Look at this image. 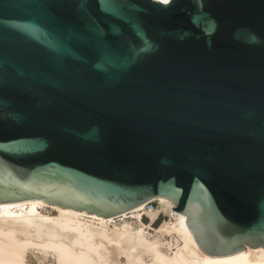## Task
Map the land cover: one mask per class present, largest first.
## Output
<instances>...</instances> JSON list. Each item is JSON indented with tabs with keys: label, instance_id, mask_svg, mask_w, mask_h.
Wrapping results in <instances>:
<instances>
[{
	"label": "water",
	"instance_id": "1",
	"mask_svg": "<svg viewBox=\"0 0 264 264\" xmlns=\"http://www.w3.org/2000/svg\"><path fill=\"white\" fill-rule=\"evenodd\" d=\"M156 197L264 248V0H0V201Z\"/></svg>",
	"mask_w": 264,
	"mask_h": 264
},
{
	"label": "bare ground",
	"instance_id": "2",
	"mask_svg": "<svg viewBox=\"0 0 264 264\" xmlns=\"http://www.w3.org/2000/svg\"><path fill=\"white\" fill-rule=\"evenodd\" d=\"M155 199L170 218L158 227L152 226L156 209L147 213L150 223L141 220L145 203L104 217L43 199L0 201V264H50L47 259L52 264H264V248L221 256L204 253L188 217L173 211L170 200ZM47 207L55 214L43 213ZM29 253L37 262L28 260Z\"/></svg>",
	"mask_w": 264,
	"mask_h": 264
},
{
	"label": "rangeland",
	"instance_id": "3",
	"mask_svg": "<svg viewBox=\"0 0 264 264\" xmlns=\"http://www.w3.org/2000/svg\"><path fill=\"white\" fill-rule=\"evenodd\" d=\"M154 204H155V209L157 210V212L156 213H154V214H152V215H154L156 218H158V217H160V221H161V223L163 222V221H165V220H169L170 218H169V216L166 214V213H163V212H161V210H162V207H161V204L156 200L155 202H154ZM42 212L43 213H50V214H55V211H53L51 208H44V209H42ZM160 212V213H159ZM148 212H146V213H143V215L141 216V220L144 222V223H146V224H148V223H150V218H151V215L150 214H147ZM132 219V220H131ZM127 220H129V221H132V223L134 224V222L136 223V219L135 218H127ZM160 223V224H161ZM152 226L153 227H156L155 226V224H154V222L152 223ZM158 227V226H157ZM30 254V255H29ZM28 254V260H31V261H33V262H37V258H35V256L34 255H32L31 253H29ZM49 261V262H48ZM46 263H50V264H52V260L50 259H47L46 261H45Z\"/></svg>",
	"mask_w": 264,
	"mask_h": 264
},
{
	"label": "built area",
	"instance_id": "4",
	"mask_svg": "<svg viewBox=\"0 0 264 264\" xmlns=\"http://www.w3.org/2000/svg\"><path fill=\"white\" fill-rule=\"evenodd\" d=\"M155 201H156V199L146 202L143 205V208L141 209V211L143 213L154 211L155 210V204H154Z\"/></svg>",
	"mask_w": 264,
	"mask_h": 264
},
{
	"label": "trees",
	"instance_id": "5",
	"mask_svg": "<svg viewBox=\"0 0 264 264\" xmlns=\"http://www.w3.org/2000/svg\"><path fill=\"white\" fill-rule=\"evenodd\" d=\"M160 223H161V221H160V217H158V218L154 221V224H155V226L157 227V226H159Z\"/></svg>",
	"mask_w": 264,
	"mask_h": 264
}]
</instances>
